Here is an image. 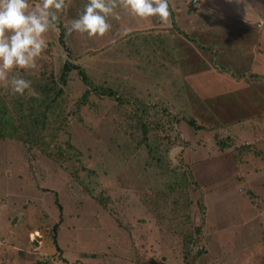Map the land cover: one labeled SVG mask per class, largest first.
Here are the masks:
<instances>
[{"label":"rangeland","instance_id":"obj_1","mask_svg":"<svg viewBox=\"0 0 264 264\" xmlns=\"http://www.w3.org/2000/svg\"><path fill=\"white\" fill-rule=\"evenodd\" d=\"M191 1L168 0V22L158 19L156 23L154 19L152 26L161 27L151 34L140 31L138 26L136 30L134 26L110 24L109 38L115 35L111 41L69 33L67 26L82 13L88 0H65L62 15L57 13L55 27L43 34L47 43L42 51L44 58L38 61L36 58L32 68L13 69L9 73L30 81L23 97L10 91L7 80L0 81V99L12 116L18 115L12 103L20 98L40 101L43 96L35 88L45 83L54 82L63 91L53 115L47 116L49 129L43 137L53 134L60 148L53 159L30 143L35 136L22 132V127L19 137L31 146L18 142L16 135L0 140V264H34L32 251L38 253L40 260L52 259V264H150L156 258L150 251L152 246L164 251L162 241L167 222L182 220L181 214L192 203L195 223L202 224L200 247L205 250L196 264H264V175L260 169L264 163V158H260L264 157V119L234 122L227 136L225 128L210 133L193 131L183 124L178 128L170 119L174 132L161 118L165 110L175 117L182 114L203 124L219 126L221 119L211 106L225 97L217 82L214 92L211 73L202 74L207 72L211 58L206 60L200 51L188 45L190 42L184 36L165 29L172 26L170 15L175 14V27L192 38L204 31L220 30L218 25L223 26L222 32L229 33L230 26L235 27L233 17H239L233 12L245 14L238 3L255 2L203 0V8L208 12L197 22L202 8L196 11L198 4L191 5ZM41 2L28 0L29 9L35 10ZM112 20L109 17L107 22ZM257 24L253 26H260ZM194 26L197 28L192 29ZM60 28L64 31L63 45L59 43ZM127 32H131L128 36L138 38L134 45L127 46L120 40ZM244 33L245 30L239 32V36ZM149 35L153 41L148 39V43H157L154 40L161 38V45L166 49L172 47L178 61L173 73L166 74L164 85L159 84L158 88L154 87V78L137 74L132 57L128 59L143 37ZM176 37L181 39L177 43L178 55L175 44L172 45ZM125 41H129L128 37ZM222 43L212 46L223 67H231L237 74L245 71L264 74V68L260 67L264 56L251 70L244 53L235 59L233 40L219 46ZM239 44L245 45L246 41ZM66 61L84 68L94 86L118 89L143 101L147 108H152L153 118L163 119L165 132L174 138L180 136L185 147H171L165 157L163 151L168 145L164 144L159 153L165 165L155 167L148 150L155 138L150 134L143 145L138 136L133 137V142H125L126 135L120 127L126 111L119 110L113 100L92 94L78 107L74 105L80 102L86 86L76 72L69 73L66 85H61L59 77ZM201 85L205 88H200ZM234 93L244 99L242 91ZM25 122L21 124L23 127ZM59 123L61 128L48 134ZM14 125L19 126L17 121ZM218 143L225 148L220 150ZM181 165L182 168L176 169ZM241 170L247 171L241 174ZM181 172L190 176L192 183L190 179L185 182L186 191L182 189L185 194H173L169 186L177 185ZM99 198L101 204H97ZM199 199L202 212L195 206ZM57 224L54 245L52 228ZM171 244L168 247L176 253Z\"/></svg>","mask_w":264,"mask_h":264},{"label":"trees","instance_id":"obj_2","mask_svg":"<svg viewBox=\"0 0 264 264\" xmlns=\"http://www.w3.org/2000/svg\"><path fill=\"white\" fill-rule=\"evenodd\" d=\"M196 4L197 1L193 0L191 1V5ZM192 8V7H191ZM192 11H195L192 9ZM62 15V12H61ZM175 14L170 15V19L172 21V27L170 29V32H176L177 34H180L187 39V41L190 42V44H194L193 46L197 51L208 53L211 55L212 58V65L213 67L218 71V73L226 74L229 78H232L236 81L243 80L246 76L252 77L254 79H264V76H257L252 74H247L246 72L241 74H236L234 71H232L229 68H224L217 63L218 54L213 49V46H205L200 45L197 43V41L193 40L191 37L187 36L182 30H180L178 27H175V21L173 20ZM261 19L264 20V16L261 17ZM61 26V25H59ZM63 36L64 31L60 28V34H59V43L63 45ZM129 41H125L123 39L122 42H125L127 46H129V43L131 45H134L135 41H138V38H136V35H130L128 36ZM161 38H158L156 41L157 43H148L145 37H143L141 44L139 45L137 51L132 54V56L128 57L130 59L132 57L133 62V70L144 77H152L154 78V87L158 88L159 84L164 85L163 81L166 77V74L169 75V73H173V69L175 67V63L177 61L176 57L174 58L175 54L172 47L166 49L162 44L161 45ZM143 50V52H142ZM66 49V53H67ZM68 54V53H67ZM69 55V54H68ZM44 58L43 53L37 58L38 60H42ZM36 61V62H37ZM178 62V61H177ZM71 72H76L77 76L79 77L81 83L86 86V91L81 96L80 102L74 104L76 107H78L81 103H84L88 97L92 94L97 95L99 97H105L113 100L116 103V107L121 109H124L126 113L123 115V123L121 125V129L124 130V133L126 135L125 142L132 141L133 137L138 136V141L143 145L144 142L149 140V135L152 134V138L154 137L155 142H152V145L149 147V157L150 160L156 163L155 167L158 166L161 167V165H165L163 160H161V152L159 153V150H161L164 146V144L168 145L165 148V151H163L164 156L166 157L169 149L174 146H184L183 139L180 138V136H176L175 138L168 135L165 132V124L162 122L163 119H165V122L168 123V126L170 127L171 131L175 132V128L171 127L169 125V120L175 121V123L178 125V128L183 124L184 127L190 128V130L193 131H204L206 133H210L212 131H218L220 129H217L210 125L209 123L203 124L199 121H197L194 118H187L186 116H183L182 114L172 116L169 112L163 110L162 117L163 119L153 118L150 114H154L152 111V108H147V106L143 103V101L135 99L133 96H128L125 94H122L119 92L118 89L109 88L106 86H94L95 84L89 79L88 74L86 73L85 69L82 68L79 65H76L75 63L66 61L63 64V67L61 69L59 82L62 86L66 85L67 83V76ZM163 80V81H162ZM122 87V86H121ZM38 93L43 96L40 101H36V98L32 100L24 101V98H20L19 100H15L13 105L16 106L18 115L12 116L9 112V109L7 108L4 103H2L0 99V140L5 141L7 139H11L13 135H16L19 139L18 142L23 143L24 145H35L43 151V153L46 155L47 158H52L54 153L58 152L60 148L57 145V142L55 140L54 135H47L46 139L43 138L45 136V132L49 129V123L47 121L48 115H53L54 110L56 109L55 105L57 102V99H59L63 95L62 88H57L56 84L54 82L51 83H45L40 88H35ZM27 90H25L26 92ZM24 92V94H25ZM124 92V91H123ZM132 93V92H128ZM23 97V95H22ZM24 101V102H23ZM17 114V113H16ZM15 114V115H16ZM148 115L149 119L148 118ZM26 118V122L24 120ZM145 118L147 120H145ZM159 119V120H157ZM15 121L18 122L19 126L18 128L15 127L14 123ZM25 122L26 126H22ZM62 124L58 125V127L52 128L49 130L48 134L53 132L55 129H60ZM21 131L27 133L28 136L34 137L33 141H25L21 137H19V132ZM44 133V135H42ZM136 133L138 135H136ZM220 150H223L225 148V145L223 143H218ZM31 146V145H30ZM162 151V150H161ZM53 159V158H52ZM147 163V160H146ZM182 163V162H180ZM168 164V163H167ZM170 165V164H168ZM183 165L176 169L182 168ZM179 182H176L177 185L171 184L169 186L170 192L179 193L183 192L182 189H184V192L186 191V185L185 182H187L189 179L192 183L191 177H187L181 172L178 175ZM45 191V190H44ZM90 192V191H89ZM183 192V193H184ZM91 193V192H90ZM185 194V193H184ZM101 197V196H99ZM97 204H101L103 201L101 198L97 200ZM191 203V202H188ZM200 199L197 200L195 206L199 208V211H203V206L200 204ZM104 206V204L102 205ZM193 209V203L189 204L187 212H184L181 214L180 221L176 222H167V226H165V233H164V240L162 241V245L165 243L164 251L160 252V250L156 246H152L150 248V251L154 253L155 262L150 264H191L199 260L200 257H202L205 253L204 248L200 247L201 244V233H202V224L201 222L199 225H197L196 219L191 214ZM61 210V209H60ZM184 219V220H183ZM58 229V224L55 225L52 228L53 232V242L54 245L56 244V231ZM169 233V234H168ZM173 245L174 249L176 250V253H173L171 251L172 247H168ZM149 251V252H150ZM137 253V252H136ZM21 256L28 257L25 252H20ZM138 254V253H137ZM38 253L35 251H32V258H36V262L34 264H52V259H38L37 258ZM171 255L177 256V258L172 257ZM173 262V263H170Z\"/></svg>","mask_w":264,"mask_h":264},{"label":"clouds","instance_id":"obj_3","mask_svg":"<svg viewBox=\"0 0 264 264\" xmlns=\"http://www.w3.org/2000/svg\"><path fill=\"white\" fill-rule=\"evenodd\" d=\"M64 7L65 0H42L35 10L29 9L28 0H0V81L7 80L13 94L23 95L30 81L9 73L35 66L36 58L47 47L43 34L55 27L57 13ZM117 7L142 19L157 17L168 22V0H88L66 30L102 37L110 30L107 21L116 16Z\"/></svg>","mask_w":264,"mask_h":264},{"label":"crops","instance_id":"obj_4","mask_svg":"<svg viewBox=\"0 0 264 264\" xmlns=\"http://www.w3.org/2000/svg\"><path fill=\"white\" fill-rule=\"evenodd\" d=\"M253 1L255 3H249V2L246 4L242 2L238 3L239 6L241 5L243 6V10L245 11V14L233 12V15H236L239 17H233L235 27L230 26L232 28V32H229V33H227L226 31L222 32L223 26L218 25L217 29L221 28L220 29L221 31L213 30L212 33L211 32L207 33L204 31L202 34H196V38H192V37L191 38L195 41L198 40L200 42V45H205V46H212V45L218 46V44L223 41V43L219 45V46H222L223 44H226V42L228 41L231 42L233 40V45H234L233 48L236 49V52L233 54L235 56V59L237 58L238 54L244 53L245 54L244 57L246 60L245 62H247L248 64H251V70H253L254 66L257 64L259 59L264 56V20L260 18V16L261 17L264 16V2L263 0L261 1L253 0ZM197 4L198 5L196 8V11L199 9L200 6L202 8L200 12V16L197 20L198 22L200 18L203 16V14L208 11L203 8V0H198ZM114 11L116 13V16L114 17L110 16V18L113 20L111 22H108L109 24H112L113 26H123V27L134 26L133 27L134 29H136L135 26H138V29L139 28L142 29L140 31L147 32L149 34H151L152 30L156 29V27H161V26H152V22L154 19L156 20V23H157V20H158L157 17H149V18L142 19L134 15H131L129 11L123 8H120V7H117ZM114 19L117 21V23H112L115 21ZM257 22H258L257 25H260V26H253ZM171 28L173 27L168 26L165 29L170 30ZM194 28H197V26L192 27V29ZM115 29L117 30V28ZM243 30H245L244 35L239 36V32L241 33V31ZM131 32L134 33V31H131ZM131 32H127L125 33V35L123 34L124 36H122L120 40L123 41V39L128 37L127 34ZM147 33H144V34H147ZM254 33H257L258 37H256ZM191 35L195 36V33ZM118 36H121V34ZM109 37H110V30L106 32L104 36L102 37L99 36V39L101 40L111 39L112 41L115 35L112 36L111 38ZM144 37L146 38L147 41L148 39L150 41H153L150 35L144 36ZM171 37L172 35H170V38ZM156 39L154 41H156ZM242 41H246V44L245 45L239 44ZM117 42L119 41H115V43ZM179 42H181V39H178L177 37L172 42V45L175 44L174 49L177 55H178L177 43ZM188 45L193 46L194 44H188ZM106 46H109V45L107 44ZM245 47H248V50H242V48H245ZM200 53H201L200 55L206 60H209V58H211V55H209L208 53H205L206 55H202L203 52H200ZM219 59L220 57L217 58V63L218 65L222 66L220 64L222 63L221 59L220 60ZM260 67L264 68V62H263V66L261 65ZM224 68H229L232 71H234L231 67H224ZM206 69H207V72L205 73L202 72V74L207 75L208 73H211V78H210L211 83L213 84L214 82L219 83L218 85L222 86L220 93L224 94L225 96L223 99H221V102L219 104H216L215 106H211L215 114L219 116L221 119V123L219 124V126L214 125L215 127H219L220 130H224L225 128L226 132L224 134L228 136L229 127H231L233 124L239 121L247 122L248 120H251L252 118H257V117H261L262 119H264V79L259 80V79H254L252 77L246 76L243 80L236 81L232 78H229L230 76L228 77V75L226 74L218 73V71L212 65V58L210 61V65L206 66ZM245 72L247 74L257 75L253 72H247V71ZM257 76H264V74L257 75ZM200 88L204 89L205 85H201ZM206 90L207 88L203 92L205 93ZM213 90H215L214 92L216 93L217 86L215 87V84H214ZM235 90L242 91L244 93L243 100H240V98L236 96V94L234 93ZM259 96H262V97L260 98ZM249 138L250 137H247L246 139H249ZM260 158H264V157L260 156ZM260 167L264 175V163ZM246 171L247 170H241L240 173L242 174L243 172H246Z\"/></svg>","mask_w":264,"mask_h":264}]
</instances>
